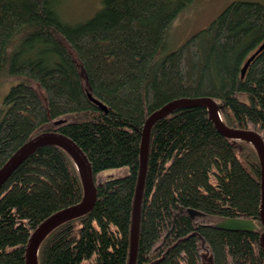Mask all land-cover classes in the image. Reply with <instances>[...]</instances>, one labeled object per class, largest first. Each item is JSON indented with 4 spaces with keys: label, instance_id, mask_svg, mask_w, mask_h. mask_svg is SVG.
Returning a JSON list of instances; mask_svg holds the SVG:
<instances>
[{
    "label": "trees",
    "instance_id": "trees-1",
    "mask_svg": "<svg viewBox=\"0 0 264 264\" xmlns=\"http://www.w3.org/2000/svg\"><path fill=\"white\" fill-rule=\"evenodd\" d=\"M194 1L101 0L72 24L59 0H0V85H10L0 169L33 138L55 133L81 150L95 185L91 210L51 230L37 264H128L143 127L167 104L209 98L224 126L255 132L264 145V48L241 77L264 43V4L233 1L167 52L173 21ZM82 198L72 157L36 148L0 185V264H25L39 225ZM260 207L252 143L222 135L203 105L173 109L149 131L134 264H264ZM228 218L257 228L216 227Z\"/></svg>",
    "mask_w": 264,
    "mask_h": 264
},
{
    "label": "water",
    "instance_id": "water-1",
    "mask_svg": "<svg viewBox=\"0 0 264 264\" xmlns=\"http://www.w3.org/2000/svg\"><path fill=\"white\" fill-rule=\"evenodd\" d=\"M264 48V43L260 45V47L253 53L245 62L241 69V77L244 76L246 69L254 58V56ZM88 98L95 102L102 109L99 102L92 99L90 95ZM197 105H203L207 108V112L209 118L213 121L216 128L219 132L232 139H243L247 140L254 146L258 158L261 165V207H260V220L261 224L264 228V145L259 137V135L252 131H242L232 128H227L221 122L219 117L216 104L209 98L202 99H182L178 101H173L172 103L167 104L162 107L158 111L151 114L147 120L145 121L139 151V173L138 180L135 189V196L133 201V211H132V221H131V229H130V250H129V261L128 264L135 263V254L137 247V236H138V224H139V213H140V203L146 168V159H147V150H148V137L151 126L158 119L166 116L170 111L176 108L181 107H192ZM60 123V121L55 122ZM56 145L64 149L74 160L76 167L79 172V176L82 182L83 187V198L82 201L55 213L46 219L43 223L39 225V227L34 231L31 235L25 252V264H37L36 255L37 248L42 241V239L55 227L60 224L69 221L71 219L78 218L83 216L87 212H89L94 204L95 200V185L92 178L91 169L89 163L81 150L68 138L55 134V133H43L31 141L23 145L8 161L7 163L0 169V185L6 180L9 174L15 169V167L30 153H32L36 148L42 145ZM188 213L193 216L196 214L195 211L188 210ZM218 229L227 230V231H244L251 232L254 231L257 227L255 223L251 220L244 219H224L220 223L216 225ZM260 243L264 249V232L260 235Z\"/></svg>",
    "mask_w": 264,
    "mask_h": 264
},
{
    "label": "rangeland",
    "instance_id": "rangeland-1",
    "mask_svg": "<svg viewBox=\"0 0 264 264\" xmlns=\"http://www.w3.org/2000/svg\"><path fill=\"white\" fill-rule=\"evenodd\" d=\"M233 1H252L264 4V0H195L173 21L169 30L167 52L176 49L194 33L208 26ZM57 5L61 18L75 24L92 17L100 9L102 2L101 0H59ZM9 86V84L0 85V109L2 98Z\"/></svg>",
    "mask_w": 264,
    "mask_h": 264
},
{
    "label": "bare ground",
    "instance_id": "bare-ground-1",
    "mask_svg": "<svg viewBox=\"0 0 264 264\" xmlns=\"http://www.w3.org/2000/svg\"><path fill=\"white\" fill-rule=\"evenodd\" d=\"M219 114V113H218ZM253 222V221H252ZM220 223V222H219ZM254 223V222H253Z\"/></svg>",
    "mask_w": 264,
    "mask_h": 264
}]
</instances>
